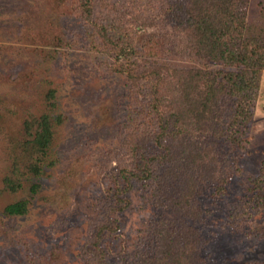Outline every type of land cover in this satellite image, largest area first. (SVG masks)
Here are the masks:
<instances>
[{"label":"rangeland","instance_id":"rangeland-1","mask_svg":"<svg viewBox=\"0 0 264 264\" xmlns=\"http://www.w3.org/2000/svg\"><path fill=\"white\" fill-rule=\"evenodd\" d=\"M184 2L0 0V264H264V71L246 124L226 82L196 116L187 77L230 68ZM244 8L264 41V0Z\"/></svg>","mask_w":264,"mask_h":264},{"label":"trees","instance_id":"trees-1","mask_svg":"<svg viewBox=\"0 0 264 264\" xmlns=\"http://www.w3.org/2000/svg\"><path fill=\"white\" fill-rule=\"evenodd\" d=\"M184 1L185 22L194 40L195 53L230 68L225 71V76L215 73L212 78H208L198 69L187 77L204 84L201 100L203 107L197 109L195 114L204 117L209 111L206 110V102L215 100L219 92L227 87L225 84L229 83L231 92L238 100L233 119L238 125H244L251 117V99L257 90L260 74L264 71V41L247 31L244 8L247 0ZM82 7L83 13L89 17L90 0H82ZM101 29L104 30V27ZM187 111V108L180 110L182 114ZM189 111L194 112L192 107ZM39 126L40 132L36 135L38 136L36 144L44 155L52 136L48 115L41 116ZM32 170L38 173L40 166L35 164ZM8 185L10 189L18 186L12 182ZM27 202L23 199L9 203L4 207L3 212L7 215L24 214L27 212Z\"/></svg>","mask_w":264,"mask_h":264}]
</instances>
